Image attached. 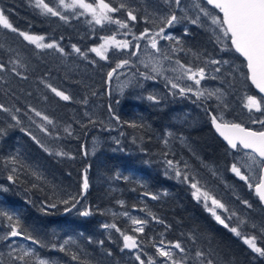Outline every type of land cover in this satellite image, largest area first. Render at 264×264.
I'll return each instance as SVG.
<instances>
[{"label": "trees", "instance_id": "obj_1", "mask_svg": "<svg viewBox=\"0 0 264 264\" xmlns=\"http://www.w3.org/2000/svg\"><path fill=\"white\" fill-rule=\"evenodd\" d=\"M45 2L68 16V20L41 14L35 0H0V9L15 28L43 36L45 43L55 42L64 49L63 53L54 48L38 49L18 33L0 26V63L7 69L0 72V104L11 110V114L0 111V128L6 130V135L0 136V184L12 189L11 194H0V210L18 214L28 234L47 245H37L36 254L55 264H139L135 259L139 253L146 264L149 256L159 264L156 247H169L180 241L189 250L187 264H200L194 256L197 249L210 253L216 264H264V257L252 252L243 242V237L255 236L257 246L264 248L263 204L255 189H249L247 183L231 171L235 163L232 149L217 137L207 114V111L223 112L229 121L249 126L247 98L261 96L251 81L245 79L247 69L239 54L221 50L223 44L213 35L211 19L200 13L196 5L188 6L187 0H181L179 8L165 0H106L113 7L126 3L138 17L136 22H128L129 29H119L115 24L89 23V14L80 15L83 10L79 8L63 9L58 0ZM65 2L71 3L70 0ZM197 4L214 11L205 0H197ZM171 11L178 17L192 19L200 15L199 24L184 19L166 28V34L180 43L165 41V44L171 49L177 48L173 55L180 64L193 69L205 67L209 74L207 86L220 87L225 93L222 103L179 92L173 95L170 84L159 80L147 85L138 83L122 97L112 95L113 82H107V73L120 60L131 61V56L113 50L108 59L103 60L90 49L99 47L104 41L102 37L115 34L132 38V33L139 36L145 28L155 32L160 26L159 17ZM111 15L126 20V10ZM144 17L151 22L145 23ZM125 32L129 34L124 35ZM73 45L87 58L74 52ZM15 59L21 64L14 65ZM211 59L229 63H222L220 72H215L210 69L212 64L207 63ZM13 67L21 76L15 75ZM46 84L64 91L72 99L61 100ZM149 95L156 96L159 102L148 100ZM85 98L87 103L83 102ZM109 104L120 121L128 123L117 124L112 120ZM30 107L47 115L53 123L36 117ZM13 114L20 120L19 125L11 119ZM132 123L142 127H131ZM40 124L48 133L40 130ZM108 126L120 145L110 142ZM32 136L49 151H44ZM165 138L167 145L163 142ZM95 139L102 144L97 154L90 157L89 149ZM121 148L123 151L116 150ZM60 151L69 153L71 158L55 155ZM13 156L19 161L15 165L18 169L16 184L7 180L13 165L5 167L8 158ZM167 160H172L182 173L187 171L194 176L202 191L209 192L226 206L228 211L222 210L220 215L230 227H237L240 237L216 222L203 199L198 202L193 197L195 190L190 184L176 178L175 169L169 170ZM85 169L89 189L76 208L65 213L66 205L59 204L49 210L51 214L39 211L42 202L79 196ZM33 172L41 179L37 180ZM33 184L37 187L33 188ZM152 195L158 199H152ZM245 200L251 207L242 203ZM84 206L92 213L88 217L78 215ZM233 212L235 216H231ZM125 213H134L139 220L147 221L143 233L135 231L134 223ZM7 224L8 221L0 217V264H13L9 253H20L12 252L10 241L2 239L8 231ZM104 224H115L120 231L104 228ZM121 233L140 242L138 253L121 251L124 243ZM193 234L195 244L189 240ZM69 238L66 248L80 257L78 261L50 247L59 246Z\"/></svg>", "mask_w": 264, "mask_h": 264}, {"label": "snow or ice", "instance_id": "obj_2", "mask_svg": "<svg viewBox=\"0 0 264 264\" xmlns=\"http://www.w3.org/2000/svg\"><path fill=\"white\" fill-rule=\"evenodd\" d=\"M165 3H174L177 8L181 5V0H165ZM208 5L212 6L214 11H209L207 8L202 7L200 4H197L196 7L199 9L200 13H202L205 17L211 19V24L214 26L212 31L213 35L218 43L223 44V50L232 51L234 53L239 54V57L243 58L244 67L247 69V74L245 79L250 80L251 84L254 85L260 93H264V0H206ZM58 4L63 9H82L83 11L79 13L80 15L90 14L91 20L89 23H95L96 25L104 26L105 24H115L118 26L119 29H129V21L136 22L138 20L137 15L135 14L134 10L129 9L126 3H120L119 7H113L111 3L106 2V0H91V2H86V0H72L71 3H66L65 0H58ZM35 7L40 9L41 14L43 15H51L57 16L61 20L67 21L68 16L63 15L60 10L56 7L49 6L45 0H35ZM121 10H126V20H120L115 18L112 13H116ZM188 19L191 24H199L200 23V15H197L194 19L189 18L187 16L178 17L174 11H171L169 15L159 17L160 26L158 30L153 32L152 30L145 28L143 32L137 36L136 34L132 33V39L136 41L134 47L136 51H132L130 55L135 56L137 52L140 50V40L147 39L149 45L152 49L155 50L156 53L161 54L164 60H170L171 57L165 52L162 53L161 49L158 47L159 40H168V41H175L179 44V41H176L175 37L170 34H166L165 29L173 27L175 24L179 23L181 20ZM145 23L151 22L148 17H144ZM0 26L4 29H9L12 32L18 33L19 36L23 37L25 41H28L31 44H34L38 49H56L57 51L63 53L64 49L59 47L58 44L55 42L53 43H43L44 37L31 35L27 32L20 31L15 28L10 22L8 17L5 15L3 9H0ZM128 32H125L124 35H128ZM185 34H187V30H185ZM105 41L104 44H101L99 47H93L90 49L91 52L95 53L101 59H108L105 52L107 51L108 46H114L116 49H129L132 46V42L129 40H117L116 35H112L109 37H102ZM74 52L80 54L81 56L86 57V54L81 52V49L76 47L75 45L72 46ZM177 49L173 48L172 51L175 52ZM183 51V48L180 49ZM14 65H20L21 61L19 59H15L12 61ZM130 61L128 59L120 60L116 63L115 68H112L107 73V82L110 83L114 77L118 73L119 69L125 68L128 66ZM212 65H219L221 63L228 64L229 61L224 60H216L211 59L207 61ZM176 64L179 65V68L182 70V75L178 76L176 79H183L187 78L188 80L193 81L195 86H199L201 80L206 78V70L205 67H197L193 69L191 66H186L180 64L179 60L176 61ZM147 67V65H145ZM6 65L4 63H0V72L6 71ZM176 71L177 69H172ZM220 68L216 67L214 69L215 72H220ZM12 71L17 76H21V73L16 71L15 67H13ZM153 71H158L156 67L153 68ZM144 75V74H141ZM23 79H27L26 76L22 77ZM146 79H152L151 76H145ZM215 79L216 77H212ZM42 83L44 81H41ZM168 84L171 85V89H179L180 95H185L186 93H193L197 98H200L207 94L208 97H212L216 95V92H211L207 90H200L197 88L193 91V86H185L181 87L179 83L174 82L171 79H168ZM46 87L51 90L52 93L55 94L56 97H59L63 101H69L72 97L66 94L64 91L53 87L51 84H46ZM123 91V88L121 89ZM219 91V90H217ZM174 95L176 93H173ZM95 95V93H93ZM46 99V97H45ZM148 100L158 103V99L156 96L149 95L147 97ZM217 99L219 97L217 96ZM248 103L245 105L251 112L254 108L256 111H264L262 108L261 101H264V96H261L259 99L254 96H249ZM87 103V99L83 101ZM119 103V101H117ZM226 107V105H225ZM30 110L35 113L36 117H40L41 120L46 121L48 124H52L53 121L41 111L36 110L35 108H31ZM0 111L9 112L11 114V110L6 108L3 104H0ZM17 112L20 109H16ZM207 111V110H206ZM108 112L112 118L115 120L117 124L120 123H128L127 121L121 122L120 117L115 114V111L111 104L108 106ZM209 116L210 123L215 131L219 134L220 137L223 138L224 141L227 142V146L233 150H250L245 152V156H247L248 160L245 162V166L248 168L249 171H253L255 168L259 169L260 175L258 181L253 184L249 182V176L243 174L241 172V168L237 166L236 163L232 164L231 171L238 176L241 180H244L249 189H255V194L258 196L259 201L264 202V119L260 120H253L252 123H259L262 128L261 130H252L249 128L244 127L243 125L231 121H227L224 118L223 112L219 114H215L211 111H207ZM31 119V117H29ZM11 119L16 121V124H20V120L16 115H11ZM90 123H94L90 121ZM13 125H9L12 127ZM131 127H142V125H137L132 123ZM41 131L48 133V129L43 125H38ZM67 131V129H65ZM21 131H25V129H21ZM31 135V133H28ZM71 134V133H69ZM6 135V130L0 128V136ZM121 135L124 133L121 132ZM171 133H168V136H171ZM32 139L36 141L44 151H49L35 136H32ZM115 139V138H114ZM135 142V141H133ZM164 144H168V139H164ZM115 143L120 145V140L115 139ZM123 151V149H116ZM115 151V150H114ZM87 155V152L84 153ZM57 156H69V153H65L63 151L55 153ZM165 156L167 153L164 154ZM71 158V157H70ZM250 161V162H249ZM19 161L15 156L9 157L5 167L8 164L13 165L9 175L7 176V180L11 184H16L18 177L16 173L18 169L15 167ZM169 168L175 169L176 178L181 179L183 182H188L190 187L194 189L192 195L193 197L199 202L203 197V202L205 207L214 217L217 223L223 225L225 228L229 229L232 233H234L237 237L241 236V232L238 231L237 227H230L228 223H226L225 219L221 217L220 214L217 213L216 209H222L225 212L228 211L226 206L217 200L215 197L211 196L209 192L202 191L201 187L199 186V181L196 180L194 176H190L187 171L183 172L174 164L172 160L166 161ZM178 163V162H177ZM185 168H187V164H185ZM87 169H85V175L83 177V182L81 186V192L79 196L73 195L70 196L68 199H59L50 202H42L39 211L43 212L44 214L48 215L51 214L49 212L50 209H56L59 204L66 205L64 208L65 213L71 212L72 209L76 208L77 204L80 203V199L86 194L87 190L89 189V182L87 178ZM32 175L36 177L37 180L41 179V176L33 172ZM120 177H117L119 179ZM127 179V177H124ZM33 188L37 187L36 184L32 185ZM12 189L8 185L0 184V194H11ZM166 194V193H165ZM148 195V193H145ZM152 199H158L156 195L151 196ZM211 200V207L208 206V201ZM31 203V201H29ZM122 203V202H121ZM246 206L251 207V204L248 201H242ZM92 213L85 209L84 211L80 212L79 215L83 217H88ZM127 215V213H125ZM236 214L233 212L231 216H235ZM231 216L228 219H231ZM0 217L6 219L8 221L7 233L2 237V239L9 241L11 238L20 237L24 240L31 241L34 245H39L40 247H46L42 241L36 239L32 235L28 234L27 229L23 227L21 224L20 218L16 213H10L8 211L0 210ZM153 219H157L153 217ZM134 224L140 225L135 229L136 232L143 233L144 227L143 225L147 223L145 220H133ZM159 223H163L162 220H157ZM102 227L104 228H116L115 224L109 225L104 224ZM255 227V225H253ZM116 231H120V229L116 228ZM264 231V229H262ZM123 236V248L124 249H136L139 248L137 240L131 236L121 233ZM71 238L65 240L63 244L57 246L56 244H52L50 247L53 250H58L60 252H64L67 255H71V259L74 261H78L80 257L71 252L66 245L69 244ZM189 240L191 243H196L195 235H190ZM243 242L248 245V247L252 250V252L258 254L259 257H264V248L258 247L256 244V237H243ZM103 244V241H100ZM160 244L163 245L164 241L161 240ZM155 247V245H153ZM12 252H16V249L13 248ZM188 252L189 250L186 249L180 241H176L171 243L169 247H156V253L159 257L165 258L166 264H187L188 260ZM111 255V253H108ZM13 264H55V261L51 259H46L40 257L36 254L35 249L33 248H24L21 246L20 253L18 255H12ZM194 256L198 258L200 264H216V261L211 256L210 253L204 250H194ZM135 259L139 262V264H146L145 260L141 258V255L138 253L135 256ZM147 264H156V261L153 257L149 256Z\"/></svg>", "mask_w": 264, "mask_h": 264}, {"label": "rangeland", "instance_id": "obj_3", "mask_svg": "<svg viewBox=\"0 0 264 264\" xmlns=\"http://www.w3.org/2000/svg\"><path fill=\"white\" fill-rule=\"evenodd\" d=\"M70 1L72 2V0H70ZM89 1L90 0H86V2H89ZM186 3L188 4V6L194 7L195 5H197V0H187ZM116 39L117 40H129L132 42V46L129 49L120 50V49H116L114 46L110 45V46H108L107 51L105 52V55H107V57H108L109 53L112 52L113 50H115L117 52H126L127 54H129V56H131V61H130L129 65L126 66L125 68L119 69L118 73L116 75H114V77L112 79L113 85H112L111 93L114 97L124 96L132 87L138 85V83H141V82L143 85H147L150 82H155L156 80L164 81L165 83H168V79H171L174 82L179 83L181 87L193 86V91H195L197 88H199L200 90H207V91H211V92H216V95L212 96V97H208L207 94L205 93V95L202 96L203 98L204 97L210 98L217 103H220V102L222 103L224 101L225 93L221 90L220 87H208L207 86L206 80L209 78V74H206V78L201 80V83L199 86H195L193 81L188 80L186 77L183 79H179V80L176 79L178 76L182 75V70L179 68V65L176 64V61H175V58L173 55V51H172L173 48L171 49L170 45L165 44V41H168V40H159L158 41V47L161 49L162 53L166 52L171 57L170 60H164L161 54L156 53L155 50L150 47L147 39L139 41L141 47H140V50L137 52V55H135V56L130 55V53L132 51H136V49L134 47L136 41H134L132 38H129V36L124 37V38L116 37ZM42 42L45 43L44 41H42ZM104 43H105V41L102 42V44H104ZM174 48H176V47H174ZM103 60H105V59H103ZM145 65H147V67ZM154 67H156L158 69V71H153ZM216 67L222 68L223 64L221 63L219 65H212V67L210 69L214 70V68H216ZM174 68L177 70L173 71L172 69H174ZM141 74H144V75H141ZM145 76H151L153 78L152 79H146ZM122 88H123V91H121ZM217 90H219V91H217ZM172 91H173L172 94L176 93V95L179 92L178 89H173ZM186 94H191V95L195 96L193 93H186ZM217 96L219 97V99H217ZM261 104H262V108H264V101H261ZM247 113H248L247 119L249 120L248 121L249 126H244V125L243 126L246 128L249 127V129H252V130H257V131L261 130L262 126L259 123H252V121L264 119V111L258 112L253 108L252 111L250 112L249 109L247 108ZM224 118H225V120L229 121L225 116H224ZM111 122L112 121L109 122V125L111 124ZM108 128L110 130L111 126H108ZM110 134H111L110 142H115V139H117V137H115L114 135H116V134H114V132L111 130H110ZM101 144H102V142L97 140V139H95L91 142V147L89 149L90 157H93L97 154ZM231 156L233 157L237 166L241 168V172L243 174L249 176V178H250L249 182L255 184L258 181L260 172H259L258 168H255L253 171L248 170V168L245 166V162L248 160L247 156H245V152L242 150H239V151L231 150ZM173 169L174 168H169L170 171H172ZM242 181H244V180H242ZM202 199H203V197L201 198V200ZM208 206L209 207L212 206L211 200L208 201ZM84 210H85V206L81 210L78 211V215L80 212H82ZM216 211L218 214H220L222 209H216ZM126 216L128 217V219L130 221H133L134 219L139 220V216L135 215L134 213L127 214ZM134 226L136 229L140 225L134 224ZM138 234H141V233L138 232ZM137 242L140 246V242L139 241H137ZM12 243H13L12 247L15 248L16 251H20L21 246H23L24 248L35 249L32 245L26 244L22 241H18V239L16 241H12ZM163 247H165V246H163ZM158 258L160 259L159 264H166L165 258L159 257V256H158Z\"/></svg>", "mask_w": 264, "mask_h": 264}, {"label": "water", "instance_id": "obj_4", "mask_svg": "<svg viewBox=\"0 0 264 264\" xmlns=\"http://www.w3.org/2000/svg\"><path fill=\"white\" fill-rule=\"evenodd\" d=\"M242 58V57H241ZM243 59V58H242ZM254 86V85H253ZM255 87V86H254ZM256 88V87H255ZM257 89V88H256ZM257 92L259 93V95L260 96H264V93H260L259 92V90L257 89ZM213 130H214V132L216 133V135H217V137L225 144V145H227V142L226 141H224L223 140V138L222 137H220L219 136V134L215 131V129L213 128ZM233 150V149H232ZM242 151H244V152H248V151H250V150H244V149H241ZM262 204H263V207H264V202H262ZM12 239H14V238H12ZM24 242H26V243H28V244H30V241H24ZM138 243V242H137ZM139 245V244H138ZM129 252H137V251H139V248H136V249H131V250H129V249H127Z\"/></svg>", "mask_w": 264, "mask_h": 264}, {"label": "bare ground", "instance_id": "obj_5", "mask_svg": "<svg viewBox=\"0 0 264 264\" xmlns=\"http://www.w3.org/2000/svg\"><path fill=\"white\" fill-rule=\"evenodd\" d=\"M89 156H90V155H89ZM18 238H20V237H16V238H14V239L11 238V239L9 240V241H10V244H11V245H10L11 247H12V244H13L12 241H16ZM20 239H22V238H20ZM18 240H19V239H18ZM21 241H27V240L22 239ZM30 244L35 248V251H36V249H37V245L32 244L31 241H30ZM13 246H14V245H13ZM12 249H13V248H12Z\"/></svg>", "mask_w": 264, "mask_h": 264}, {"label": "flooded vegetation", "instance_id": "obj_6", "mask_svg": "<svg viewBox=\"0 0 264 264\" xmlns=\"http://www.w3.org/2000/svg\"><path fill=\"white\" fill-rule=\"evenodd\" d=\"M19 240L18 241H21L22 239L18 238Z\"/></svg>", "mask_w": 264, "mask_h": 264}]
</instances>
